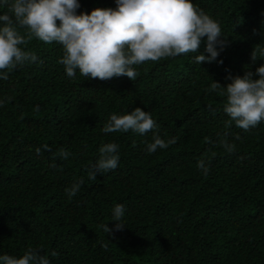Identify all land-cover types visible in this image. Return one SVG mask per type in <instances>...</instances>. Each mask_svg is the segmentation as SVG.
<instances>
[{
    "label": "trees",
    "instance_id": "obj_1",
    "mask_svg": "<svg viewBox=\"0 0 264 264\" xmlns=\"http://www.w3.org/2000/svg\"><path fill=\"white\" fill-rule=\"evenodd\" d=\"M12 2L0 0V14H11ZM77 2V15L116 8L115 0ZM190 2L221 27L213 62H194L210 55L205 37L197 53L134 66L135 81L86 79L78 70L69 78L62 45L33 38L20 46L37 60L0 78V256L32 248L50 264H264V121L237 128L226 96L210 90L264 65V0ZM137 107L175 143L149 154L152 131L102 132L112 114ZM106 143L118 145V166L90 180ZM60 149L67 160L54 155ZM81 179L69 198L65 189ZM117 204L123 230L111 220Z\"/></svg>",
    "mask_w": 264,
    "mask_h": 264
},
{
    "label": "clouds",
    "instance_id": "obj_2",
    "mask_svg": "<svg viewBox=\"0 0 264 264\" xmlns=\"http://www.w3.org/2000/svg\"><path fill=\"white\" fill-rule=\"evenodd\" d=\"M115 3V9L96 8L90 14L77 15L76 9L80 6L77 0H13L11 14H0V78H8L4 70L10 71L37 60L34 53L20 47L33 38L46 44L62 45L63 57L59 63L64 65L69 78L75 77L78 70L86 79L108 80L126 76L135 81L139 72L134 66L197 53L205 37V51L210 55L198 54L194 62L201 64L216 60L221 27L216 20L198 11L190 0H115ZM259 55L264 57V49H259ZM251 59L253 62L258 59L257 49L251 53ZM254 75L259 78L253 79ZM231 80L226 87L213 81L210 90L226 96L224 112L237 128L248 131L264 121V65L255 73L249 71L243 77ZM157 128L151 114L137 107L128 114H112L102 132L132 130L143 135L152 131L153 142L146 146L151 154L175 143L174 139L167 142L162 139L155 132ZM220 144L228 152L235 147L226 139ZM43 148L51 150L48 145ZM36 151L39 153L41 149ZM98 151L99 158L88 173L90 180H95L97 173L104 174L118 166L117 144H103ZM54 155L67 160L70 153L60 149ZM197 167L207 175L203 159L198 161ZM82 184L83 179L65 189L69 198L80 191ZM124 211L121 204L113 209L111 220L115 221L116 230L125 227L121 222ZM101 227L105 233L112 232L107 224ZM41 251L29 248L19 258L3 255L0 264H50L48 256L41 255Z\"/></svg>",
    "mask_w": 264,
    "mask_h": 264
}]
</instances>
